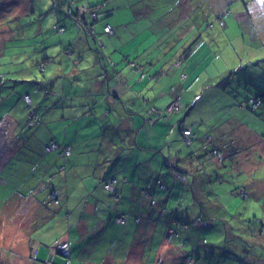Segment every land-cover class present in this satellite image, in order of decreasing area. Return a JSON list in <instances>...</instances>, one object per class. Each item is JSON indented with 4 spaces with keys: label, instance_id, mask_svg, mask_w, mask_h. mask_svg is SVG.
I'll use <instances>...</instances> for the list:
<instances>
[{
    "label": "rangeland",
    "instance_id": "obj_1",
    "mask_svg": "<svg viewBox=\"0 0 264 264\" xmlns=\"http://www.w3.org/2000/svg\"><path fill=\"white\" fill-rule=\"evenodd\" d=\"M0 1H3L0 2V12L5 13L4 16L0 14V79L6 71L17 70L21 64L25 65L27 63V65L34 64L36 67L35 75L37 76L39 69L35 59L39 55L41 58L44 54L41 49L42 42L46 33L49 35L48 27L50 23L52 26L54 19L53 25L60 21L59 23L66 26V31L62 33L57 32L56 28L53 29L59 40L60 35L65 39V46L73 47L70 36H77L81 28H83L75 21L68 9L61 8L56 17L53 15L51 19H46L45 17L42 19L44 20L45 30L41 32L42 20L40 21L38 16H27V11L30 10L28 5L16 11L15 7H23V0H13L12 3L7 4L6 0ZM36 1L38 2L36 6L38 9L47 7V3L41 2L44 0ZM46 1L48 2V0ZM49 1L52 3V0ZM92 1L103 3L101 5L102 8H100V18L103 20L109 19L112 23H116L114 25L117 26V29L120 28L118 31L126 38L134 37L138 41L149 39L151 31L142 29L143 25L148 22L153 23V21L161 20L165 13L168 15L165 20L172 21L167 24V32L169 29L175 28L173 21L187 25V28L183 31L186 34L182 35V33L177 39L182 42L185 40L187 44H183L181 52L178 54L183 55L189 44L188 50H191L192 54H201L197 60L199 61L201 57L202 64L199 65V69L201 68L200 70L202 71L204 67L201 79H205V83L203 81L199 82L197 79V81L195 80L196 82L192 80L190 83L191 79L189 77L186 80L184 78L181 79L183 85L187 84L186 87L192 88L194 86V88L198 89L195 96L197 104L192 103L190 105L192 109L191 119L194 120L193 126L197 129L200 136L210 133L213 136L214 143L223 144L225 152L219 153L221 155L219 161L208 163L207 167H205V172H201L202 174H208L209 171H213L210 178H202L203 180L199 181L201 187L210 186L209 191L214 190L211 186H217L216 188L220 190L223 197L222 200L220 199L223 202V211L218 213L219 211L215 205L210 207L213 212L218 211L216 212L218 217L215 218V223L212 226L209 225L210 227L201 226L193 218L185 220L191 222L190 228L197 235L198 246L201 248L212 247L211 249L213 250H219L221 253L219 256L220 264H264L261 260L249 259L245 255L244 249L252 247L250 243L234 244L237 239H232L228 242H216L217 247L215 245L211 246L213 239L217 241V239L225 235V228L230 229L235 225L254 224L253 221L249 222L254 216H257V219L263 222L262 226L264 228V0H240L238 3H235L236 0ZM11 4L12 6L8 7ZM243 7L246 10L237 11ZM184 8L186 9L184 11L186 20L182 21V18L176 17V10L182 13ZM111 11H113L114 15L112 13L109 14ZM107 14L109 15L107 16ZM66 17L71 20V23L65 22ZM4 24L12 28L8 29L3 36L4 29L2 26ZM174 38H177V36ZM168 41L170 40H166V43ZM199 44L200 46L197 48ZM196 48L197 51L195 52ZM177 49L179 47L173 51L174 54H176ZM91 50L94 52L93 47ZM88 51L90 52V50ZM56 53L57 56L52 59V63H55L62 52L59 49ZM63 54L67 55L70 53L63 52ZM36 76H33L32 79H35ZM28 82L30 84L27 85V89L34 87V80ZM181 87L183 89V86ZM2 92L9 94V91L4 89H2ZM80 96L85 97L84 100L89 101L87 96ZM190 96H192L191 93H189L188 97ZM71 97L76 102L78 101L74 95H71ZM103 106L104 103L100 104L99 108L94 109L92 114L78 119L80 128L78 133L71 130L72 126L74 127L71 124L63 135L65 136L68 133V141L69 139L71 141L72 136H75L76 133V137L79 140L78 148L74 149L71 160L86 163L88 165L83 166L85 170L93 167L98 173H101L107 167L111 168V162L107 163L105 161V158L109 157L107 155L118 154L119 152L117 151L120 147H126L131 144L134 134L131 125L124 126L122 123L119 124L121 116L116 118L113 112L109 113L110 110L103 109ZM45 110H47V104L42 106V112L46 113V115L52 112V110L48 112H45ZM188 111L190 109L186 110L185 114ZM182 112L181 117L184 116V111ZM21 113L23 114L24 110ZM119 113L115 112L114 114L118 115ZM187 123L192 122L187 121ZM20 125H22V122ZM12 126L13 122L3 118L0 121V135L4 136L2 134L5 130L7 132L6 136L9 135L8 132ZM22 126L30 137H34L36 130L43 132L48 137L54 131L62 132L60 129L53 128L52 125L50 127L48 124L42 125L44 127L38 126L34 128H29L30 126L24 123ZM206 143H208L206 140L199 138L193 142L192 147L195 148ZM162 144L163 142L160 141V145ZM185 146L189 147L187 143ZM6 149H8V146ZM167 149L165 152L168 151ZM234 149L238 150L235 155L233 154ZM99 153H101V156ZM45 154L47 153L42 150V156ZM158 154L162 161L160 162L162 163L160 166L162 170H158L155 173L153 181L154 179H159V183H162L167 177L173 182L174 186L176 184L179 185L177 188L181 192L183 185L178 183L177 180L174 182L170 176V174H173L174 168L170 169L166 166L165 161L162 160L163 152L161 150ZM110 157L113 158L114 156ZM93 158L96 161H101V163L97 165V162H88ZM36 159L38 160L35 161ZM42 161L39 157L27 156L17 164L9 163L10 166H8L9 164L6 165V169L0 164V264H25L28 262L26 258L28 247L29 252L31 251L32 254L33 251L34 254V246L35 250L38 251V246H36L35 242L51 241L53 243L55 241V236L52 237L50 234V238L47 239V236L43 234L44 230L41 227L45 224V222L43 223L44 218L41 214L36 215L41 213L39 211L41 208L37 209L35 205L38 202L20 198L21 194L25 195V186L22 184L20 186V178L26 172H33V175L37 177L43 168L41 165ZM87 174H79V179ZM102 175L99 174V177ZM53 181L56 182L57 180ZM145 183L148 184L146 181ZM2 186H9L10 189H4ZM239 188H244L246 192L248 191L246 197L241 195ZM164 193L162 191L157 205L145 206L146 210L150 208L151 216L157 219L152 227L149 225L152 233L150 237L144 236V238H141L143 226H148L149 224L148 216L138 222V228L136 221L135 223L133 221L128 223L129 227H133V232H137L134 235V242L131 240L128 243V247L131 246L128 252L118 253L115 257L108 255L106 261L103 262L99 261L98 258H102V255L96 253L95 249L90 252L88 248L83 253V247H80L75 255L74 262L69 263L58 258H55L54 261L65 262V264H82L81 259L89 255L86 258V264H178L177 262L182 261L183 258L181 255L184 242L182 241L183 236L172 234L171 239H165L164 243L161 244L163 240L161 236L164 233L163 228L165 224H171L172 217L176 212L174 210L173 197L171 196L170 201L168 199L163 200L166 197L163 195ZM39 194H42V192H39ZM190 194H192L190 190L185 187L182 193L183 202L190 198ZM201 199L209 204L207 195H203ZM37 219L41 223L35 226V220ZM51 221L54 223L53 220ZM179 223L176 225L177 229L183 227L182 223L180 225ZM248 226L251 227L250 225ZM246 230L242 231L238 228L236 232L242 234ZM154 231V235H156L155 241L154 238L152 239ZM169 231L171 232V229ZM57 233L61 234L60 231ZM205 236H208L205 239L207 242L204 241ZM263 239L264 233L261 236L262 247H264ZM92 246L93 244L90 245V247ZM238 246L241 248L238 249ZM156 248H158L157 251ZM56 250L58 251V249ZM87 252L88 254L86 255ZM50 261L53 262L52 259H47L44 262L52 264ZM196 264H202L201 259Z\"/></svg>",
    "mask_w": 264,
    "mask_h": 264
},
{
    "label": "crops",
    "instance_id": "obj_2",
    "mask_svg": "<svg viewBox=\"0 0 264 264\" xmlns=\"http://www.w3.org/2000/svg\"><path fill=\"white\" fill-rule=\"evenodd\" d=\"M12 1L13 0H8V3H12ZM23 2L26 3L27 0H23ZM41 2L47 3V7L49 4L52 5L50 1L47 2L44 0ZM28 3H26V6L28 5L30 7ZM26 6H18L15 7V9L17 11ZM47 7L40 9L35 8V11L47 10ZM112 12L113 11L109 14ZM57 14L58 12L54 14L55 17ZM109 14H107V16ZM112 15L114 14L112 13ZM45 16L47 19H51L53 15L51 13L49 15L45 13ZM165 18L168 17L166 16ZM54 22L55 19L52 21V25ZM65 22L71 23V20L66 17ZM105 22L113 25V34L104 31L103 24ZM171 22L165 19L159 21L156 20L153 21V23L148 22L143 25L142 29L151 31L149 33V39H141L138 41L134 37L126 38L123 36L118 31L120 28L117 29V26L114 25L116 23H112L109 19H105L104 21L100 20L97 21L96 24V29L99 33H102L100 41L96 42L94 39L88 38V35H84L85 32L81 28V31H79L77 36H70L73 47L65 46V39H63L61 35L60 40L56 37L57 34H54V30L52 31L53 27L50 23L48 27L49 35L46 33L44 41L42 42L41 49L43 53H54L56 58V52L60 49L62 53L56 60L57 69L60 70L61 68L63 71L69 69L72 73L78 74L82 78H79L80 84L78 87L75 82L74 84L64 82L61 85L59 84L60 86L58 85L59 90L57 91L62 96L60 103H62L64 109L61 110L60 108H54L50 114L45 116L49 126H51L49 121L53 117V128L60 129L62 132L54 131L49 137L43 132H38L39 137L42 139L41 142H37L36 140L33 141L32 137L27 136V134L26 136L24 135V138L28 137V140L30 138V140L33 141L30 142L29 140L30 143L35 144L37 147L40 146L41 150L44 151V141L46 142L53 136H63L64 132H67V128L71 124L74 125L71 130L78 133L80 130L78 119L92 114L94 109L99 108V105L104 103L102 108L109 109V113L113 112V115L116 118L121 116L119 124L122 123L124 126L131 125L134 133H132L131 144L126 147H120L117 151L119 152L118 154L107 155L109 157L105 158V161H107V163L111 162L112 166L120 169V172L128 177L127 182H120L118 185L119 190L125 192L127 190H136L137 188L134 185L138 179L144 177L148 172H157L161 162L158 152L161 150L163 152V157H165L166 154H170L169 151L171 148L174 149V146L178 148V146L181 145L182 140L180 137L179 125H190L187 121H191V125H193L194 120L191 119L192 109L187 114L184 112L183 117H181L183 114L181 111H185L192 103L195 105L197 104L195 96L198 89L194 88V86L192 88L186 87L187 84L183 85L181 80L183 78L182 73H188L187 77L191 79L190 83L192 80L194 82L196 79L199 82L203 81L205 83V79H201L202 74L204 73V67L202 68V71L200 70L201 68L199 69V65L202 64L201 57L199 61L197 60L201 54H192V52L188 50L190 44L187 46V49L184 50L183 55L178 54L181 52L182 47L177 49L176 54H174V46L177 44H171V41L166 43V40H169L167 24ZM40 30L41 32L45 30L44 20L41 22ZM199 46L200 44L197 48H199ZM67 47H71L72 52L64 55L63 52H65ZM92 47L94 48V52L91 50ZM197 48L195 52L197 51ZM88 50H90V52ZM132 61H136L141 65L140 71H137L133 67ZM176 61H180V64L178 65ZM54 81L56 80H53L51 83L54 84ZM181 86L185 87L183 91ZM179 92H182L181 100L183 106L181 110L172 113L169 117V121H165L163 118H156V120L151 121L149 116L152 115V113L148 111L149 106L151 104H156L161 109H164L171 103L173 97L175 99L178 96L176 94ZM189 93H191L192 96L188 97ZM70 94L74 95L78 101L76 102ZM80 95L87 96L89 101L84 100L85 97ZM47 99L48 100L45 101L47 104L52 102V99ZM115 112L120 113L115 115ZM17 125H19V121L15 118L9 133L15 134L14 132L18 130ZM193 128L198 132L194 126ZM22 132L25 133V128H23ZM61 140L72 146V156L74 149L78 148L79 143L76 133L75 136H72L71 141L70 139L68 141V133H66ZM160 141L163 142L162 145H160ZM166 149L168 150L167 152H165ZM51 154L53 153L45 154L43 156L42 152L39 155L31 152L29 154V156H36L39 157L40 160H43L41 162L43 168L37 177L33 175V172H30L32 176L38 178L39 182L36 183V179L31 178L28 174H24L20 178V186L21 184L25 186V195L21 194L20 198L34 202V200H36L34 194L38 191H41L46 195L44 199L45 204L36 200L38 202L35 203L37 209L41 208L39 210L41 213H37L36 215L41 214L44 218L43 223L45 222V224L41 229L43 228V234L47 236V239L50 238V234L52 237L55 236V241L53 243H51V241L39 242L36 240L38 241L35 242L36 246H38V253L37 250H35V246L34 254L33 251L32 254L31 251L29 252L28 247V255L26 257L28 262L25 264H45L44 260H47L48 258H51L52 260L58 258L59 260L64 261L66 256L65 252H67L70 247L74 249L76 246L78 247L80 245H75L76 242H74L78 241L80 238V231H72L69 224L73 225L74 223H77L79 218V227L83 234L87 232L89 227L94 226V224L89 225V222L87 221L88 219H80V217L82 218L83 216L78 214L79 207L82 206V211H93L96 213L101 210V205L105 204V198H110V195L103 190L102 184L100 183L102 176L99 177V174H103L105 170L101 173H98L93 167L85 170L83 166L88 164L79 163V161L74 162L71 160V156V161L67 160L66 169L61 170L56 177V187L59 189L60 196L54 197L55 193L49 191L50 188L53 187V184L51 185L50 182L44 187L41 181V179L46 180L49 176L48 170L53 168L54 163L61 161L57 154ZM99 154L101 156V153ZM110 156L114 157L111 158ZM88 162H97V165L101 163L99 160L96 161L95 158ZM82 173L88 174L83 175L79 179V174ZM2 187L4 189H10L9 186ZM134 196L135 193L133 197ZM124 200L128 203L127 198ZM38 205H42V207H38ZM104 217L105 216H102L101 221L97 222L95 226L105 227ZM38 219L35 220V226L38 223H41ZM51 220H53L54 223ZM58 231H60L61 234H58ZM31 248L32 246L30 247V250ZM55 249H58L59 252H57V250L55 251ZM36 257H38V259H36ZM84 264H86V262Z\"/></svg>",
    "mask_w": 264,
    "mask_h": 264
},
{
    "label": "trees",
    "instance_id": "obj_3",
    "mask_svg": "<svg viewBox=\"0 0 264 264\" xmlns=\"http://www.w3.org/2000/svg\"><path fill=\"white\" fill-rule=\"evenodd\" d=\"M239 1L240 0H236L235 3H238ZM7 3L8 0H6V4ZM26 3L30 5V10L27 12V16L30 17L38 16L40 21L44 17L47 19L45 13H47L48 15L50 13L54 15L56 12L59 13L61 8L68 9L69 13L75 18V21L79 23L80 26H83L85 30L84 32L85 34L88 35V38H92L96 42L100 41V36L102 33H99V31L96 29V24L97 21L100 20L104 21L102 18H100V12H101L100 8H102L101 5L103 3L98 1L93 2L92 0H52V5L49 4L47 10L44 11H40V10L35 11V8H37L36 5L38 3L36 0L35 1L27 0ZM26 3H24L23 7L26 6L25 5ZM11 6L12 4L9 5L8 7ZM243 10L246 9L243 7L237 11H243ZM176 11H177L176 14L177 18L178 17L180 19L182 18V21L186 20L184 13V11H186L185 8L184 10H182V13H180L179 10ZM0 14L4 16L5 13L0 12ZM17 16L19 15L17 14ZM166 16L168 17V15L165 13L162 16V19H167L165 18ZM9 17H13V16H9ZM176 17L174 18L176 19ZM59 22L57 24L52 25L53 27L52 31L54 28H56V31L59 33L65 32L66 26L62 25ZM173 23L175 28L173 29L171 28L168 31L169 40L171 38L170 40L171 44L173 43L177 44L174 46V49L178 47L180 49L183 46V44H187V41L184 40L182 42V41H178L177 39L183 33L185 28H187V25L185 23H181L178 21L177 22L173 21ZM107 24L110 23L105 22L103 24L104 31L113 34L114 32L113 25L110 24L113 29L112 32H109L106 30ZM2 28L4 29L3 32V36H4L7 33L8 29H11L12 27L9 25L6 26L4 24ZM185 34L186 32H184L182 35ZM176 36L177 38H174ZM65 52L68 53L72 52V48L67 47L65 49ZM39 58L40 55L36 57L35 62L36 65L38 66L39 69L38 74L40 76L38 74L37 76L35 75L36 67L34 66V64L27 65L28 64L27 63L25 65L21 64V66L18 67L17 70L6 71L5 74H2V77L0 79V121L3 118H7L10 122H13L15 118L18 119L19 121V125H17L18 130L14 132L15 134L8 132L9 135L6 136L7 132L5 130L2 134L4 136L0 135V164L3 165L4 167L9 163L17 164L18 162H21L22 159H25L27 156H29L30 152L37 155H39L42 152L40 146L37 147L35 144L30 143L35 140L37 142L42 141V139L39 137L38 130L35 131L34 137H32L33 141H31L29 138L30 140L29 142L28 137L24 138V135L26 136V132L25 133L22 132L23 123L27 126H30L29 128H34L38 126L44 127L42 125L48 124L45 119L46 114L42 112V106L44 104H47L45 102L46 100H48L47 98L52 99V102L47 104V110H45V112H48L54 108H61V110H63L64 109L63 105L62 103H60L62 96L57 91L59 90L58 87L64 82H68L70 84H74L75 82L76 86L78 87V85L80 84L79 78H82L80 75L72 73L69 69L63 71L60 68V70H58L56 66V61L55 63H52V59L55 58L54 53L52 54L51 52L50 53L46 52L43 54V56H41L40 59ZM176 63H178L179 65L180 61H176ZM132 64L137 71L141 70V65H139L136 61H132ZM8 75H10V77H8ZM33 76H36L35 79H32ZM182 76L184 79H186L188 73L183 72ZM31 80H34L33 83L34 87L32 86L29 89H27L28 88L27 85L30 84L28 81L31 82ZM53 80H56L58 82L54 81L53 84L51 83ZM55 82L57 85L55 84ZM184 88L185 87H183V89ZM2 89H4L5 91H9V94L5 92L4 94L2 92ZM181 93L182 92L176 94L178 95L177 97H180L181 106L177 109H174L173 111L169 112L167 108L173 102L172 100L174 99V97L171 100V103L167 105V107H165L164 109H161L156 104H151L149 106L148 111L152 113L153 116L152 115L149 116L150 120L153 121L156 120V118H163L165 121H169L170 115L174 112L181 110L183 106L181 100L182 99ZM27 96H29L30 98L29 100ZM18 107H19V111H18ZM189 109L191 110L190 107L186 108V110ZM22 110H24L23 114L21 113ZM31 111H33V114H31ZM21 122L22 125H20ZM49 122L53 127L54 126L53 117ZM189 124L190 125L188 124L179 125L182 144L178 148L176 146H174V149L171 148V150L169 151L170 154H166V156L163 157L162 159L165 161L166 166H168L170 169L174 168L173 174H170V176L173 178L174 182L177 180L178 183L183 185L181 192L178 191L180 189L177 188L179 187V185L176 184L175 187L173 182L167 179V177L164 179V181L166 180L165 183L164 181L162 183H159V179H154L153 181V178L155 177L154 172L153 173L148 172L145 174L144 177L138 179L134 185L137 188L136 190L135 189H133L132 191L127 190L126 192L119 190L118 185L120 184V182L122 181L127 182L128 177H126L125 174L120 172V169H117L112 165L111 168L107 167L102 175L100 183L102 184L103 190L110 195V198L109 199L105 198V204H102L101 210L96 213H94L93 211L91 212L82 211V206L79 207L78 214L83 216L82 218L80 217V219L84 220L86 218L88 219L87 221L89 222V225L94 224V226L89 227L88 228L89 231L87 230V232L83 234L79 227V222H80L79 218L77 223H74L73 225L69 224V226H71L70 227L71 230L80 231L81 236L78 239V241H74L76 242L75 245L78 244L80 245L78 247L76 246L74 249L70 247L69 250L65 252L66 255L64 258L65 262H69V263L74 262V258L76 257L75 255L76 253H78L80 247H83V253H85L88 248L90 252L91 250L95 249L96 253L102 255V258H98L99 261H103V262L106 260V257L108 255H112L113 257H115L116 254L118 253L123 254L126 251L128 252V250L131 247V246L128 247L129 246L128 243L131 240L134 242V235L137 234V232H133V227L128 226V223L132 221L135 223L136 221L138 228V222H140L142 218L146 216H148L147 220L149 224L148 226L146 225L143 226L142 228L143 232L141 233V238H144V236L150 237L152 235L150 226L152 227L155 224L154 222L157 221V219L151 216L150 208L149 210H146L145 206L157 205L159 203L158 202L159 197L162 191H164L165 193L163 195H165L166 197H164L163 200L168 199V201H170L172 196L174 201V210L176 212L172 217L171 224L168 225L165 224V227L163 228L164 233L161 236L163 237L161 244L165 241V239L168 240L171 239L172 234L182 235L183 236L182 241L184 242H183V247H182L183 250L181 255L183 256V258L182 261L177 262L178 264H182V263L196 264V262L199 259H201L202 264H220L219 256L221 255V253L219 252V250L217 249L213 250L211 249L212 247L201 248L200 246H198L199 240L196 237L197 235L192 230V228H190L191 222L186 220H189V218H193L201 226L210 227L212 226L213 223H215L214 222L215 218L218 217L216 212L219 211L218 213H221L223 211V202L221 201L223 197L221 196L220 190L216 188L217 186L216 187L211 186L214 190L209 191L210 186L201 187L199 181L203 180L202 178H206V177L210 178V176L212 175L211 173L213 171L212 172L209 171L208 174H202V173L205 172V167H207L206 165L208 163H213L215 161L217 162V160L219 161V159L221 158V155H219V153L220 154L224 153L225 147L223 146V144L219 142L214 143L213 136L210 133H205L202 136H200V134L194 130L193 125H191V123ZM187 128H190L191 130L189 142L184 137L185 134L184 131ZM199 138L206 140V142L208 143L202 144L201 146L198 145L195 148L192 147L193 142L198 140ZM61 139H63V136H53L49 138L46 142L44 141L45 153L47 154L55 153L60 157V160L62 161V162L59 161L60 163L55 162L53 168L48 170L49 176L46 178V180L41 179L44 187L46 186L47 183L51 182V185L53 184V187H51L49 191H51V193H55L54 197H59L60 194H59V189L56 187V182L53 180H56V177L59 175V172L61 170L66 169L67 160H70V156L72 154V146L70 144L65 143ZM186 143L187 145H189V147L185 146ZM53 144H56V146L49 149V147ZM7 146L8 149H6ZM67 149H70L69 153H66ZM233 151H234L233 152L234 155L238 152V150L236 149H234ZM37 160L38 159H36L35 161ZM10 164L8 166H10ZM161 165L162 163H160L157 171L162 170V167H160ZM4 169H6V167ZM25 174H28L31 178L36 179V183L39 182L38 178H35L29 172H26ZM145 181L148 182V184L145 183ZM109 182H113L112 189L107 188V184ZM185 187L188 188L192 194H190L189 199L187 198L186 201L183 202L184 197L182 196V193ZM239 190L243 197L247 196L248 191L246 192L244 188L242 189L239 188ZM39 192L41 191L35 193L34 197L37 201L45 204L44 199L46 195H44L43 193L39 194ZM134 193L135 196L133 197ZM203 195H207V201H209V204H207V202H204L201 199ZM208 196H210L211 198ZM40 197L42 198L40 199ZM125 198L128 199V203L125 202L124 200ZM212 205H215L218 211L213 212L212 210H210V207ZM102 216H105L104 217L105 227L95 226L97 222L101 221ZM119 217L125 218L126 221L125 222L119 221L118 220ZM251 221H253L254 224H252ZM177 222L182 223L183 227H181V229L176 228V225L178 224ZM249 222L251 224L242 225V226L235 225L232 226L230 229L225 228V235L217 239V241L213 239L211 246L212 245L216 246V242H228L232 239L235 240L237 239L234 244L250 243L251 244L250 246L252 247H248L244 249L245 255H247L249 259L254 258L256 259V261L261 260L264 263V247H262L263 242L261 241V236L264 233V228L262 226L263 222L259 221L257 219V216H254L253 219H250ZM181 223H179V225ZM248 225H250L251 227H249ZM238 228H240V230L242 231L244 229L247 230L244 233L239 234L238 232H236V229ZM169 229H171V232L173 233H171ZM154 234L155 231L153 232V237H152V239L154 238L155 241L156 235ZM207 237L208 236L204 237V241H206L205 239ZM91 244H93L92 247H90ZM158 248H156V251L158 250ZM237 248L240 249L241 247L238 246ZM87 254L88 252L86 253V255ZM87 257H83V258L86 259ZM83 258L81 259L82 264L87 262V259L85 260ZM36 259H38V257H36ZM191 259L192 261L190 262ZM65 262H60V261L57 262L53 260L54 264H65Z\"/></svg>",
    "mask_w": 264,
    "mask_h": 264
},
{
    "label": "built area",
    "instance_id": "obj_4",
    "mask_svg": "<svg viewBox=\"0 0 264 264\" xmlns=\"http://www.w3.org/2000/svg\"><path fill=\"white\" fill-rule=\"evenodd\" d=\"M63 29V28H62ZM112 26L110 25V24H107L106 25V30L107 31H109V32H112ZM27 98H28V100L30 99L29 98V96H27ZM181 106V104H180V97H177V98H175L174 100H173V102L168 106V111L170 112V111H173L174 109H177V108H179L180 106ZM31 114H33V111H31ZM184 137L187 139V141L189 142L190 141V134H191V130H190V128H187V129H185V131H184ZM56 146V144H53V145H51L50 147H49V149H51V148H53V147H55ZM70 152V149H67L66 150V153H69ZM107 188H109V189H112L113 188V182H109L108 184H107ZM118 220L119 221H123V222H125L126 221V219L125 218H123V217H119L118 218ZM52 264H54L52 261H50Z\"/></svg>",
    "mask_w": 264,
    "mask_h": 264
},
{
    "label": "water",
    "instance_id": "obj_5",
    "mask_svg": "<svg viewBox=\"0 0 264 264\" xmlns=\"http://www.w3.org/2000/svg\"><path fill=\"white\" fill-rule=\"evenodd\" d=\"M51 258H48V260H50Z\"/></svg>",
    "mask_w": 264,
    "mask_h": 264
}]
</instances>
